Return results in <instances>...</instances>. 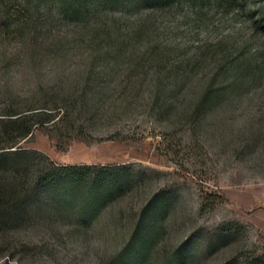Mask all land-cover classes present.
<instances>
[{
  "label": "rangeland",
  "instance_id": "1",
  "mask_svg": "<svg viewBox=\"0 0 264 264\" xmlns=\"http://www.w3.org/2000/svg\"><path fill=\"white\" fill-rule=\"evenodd\" d=\"M1 9L0 118L37 108L36 84L50 95L85 84L88 103L108 111L93 129L82 117L86 135L36 127L7 151L22 150L31 171L50 161L127 173L125 195L87 224L32 198L31 215L0 223V264H119L149 219L156 242L142 264H243L264 252V0L234 9L3 0ZM154 194L162 211L146 206Z\"/></svg>",
  "mask_w": 264,
  "mask_h": 264
},
{
  "label": "trees",
  "instance_id": "2",
  "mask_svg": "<svg viewBox=\"0 0 264 264\" xmlns=\"http://www.w3.org/2000/svg\"><path fill=\"white\" fill-rule=\"evenodd\" d=\"M0 0V42H1V4ZM180 0H138L147 6L156 9L170 7ZM227 8H237L244 5L248 0H216ZM72 10L71 14H76ZM82 91L77 94L57 93L52 90H44L41 85H35L33 94L38 98L37 108L34 104L28 110L15 113V118H0V223L18 224L22 215H31V209L27 206L35 197L34 201H40L46 208L58 210H69L74 213L84 224L98 219L108 207L122 198L126 191L125 174L123 165L96 166V165H49L42 164L41 167L29 170L27 166H20L24 154L22 150L7 151L15 147L21 141L27 139L36 127H47L56 133L62 134L65 128L70 129L74 135H86L85 128L81 122L83 116L86 127L92 129L100 122V118L108 113H99L97 107L91 106L86 100L85 84ZM49 91V92H48ZM76 95H78L76 97ZM205 97L207 92L204 93ZM76 97V98H75ZM205 97H202L203 99ZM54 104V105H53ZM114 114V113H113ZM8 116V115H7ZM12 116V115H9ZM99 116V119H97ZM78 124V125H76ZM81 126H80V125ZM66 131V130H65ZM105 140H114L109 137ZM258 142L257 137L254 138ZM263 150L260 158L264 162V141L261 144ZM26 156V155H25ZM40 165V164H39ZM38 167V166H37ZM7 175V178L5 176ZM32 199V200H31ZM152 199V200H151ZM150 200V203H149ZM32 201V202H34ZM154 204V211H162L164 202L157 199L154 194L147 201V208ZM44 212L42 208H39ZM143 221V223H141ZM136 223L127 246L134 245L135 254L127 253L120 256L119 264H142L140 254H144L146 248L156 241V221L142 220ZM136 231V232H135ZM173 264V263H165ZM243 264H264V252L256 256L245 258Z\"/></svg>",
  "mask_w": 264,
  "mask_h": 264
}]
</instances>
